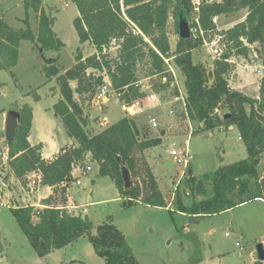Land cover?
Here are the masks:
<instances>
[{"label":"trees","instance_id":"16d2710c","mask_svg":"<svg viewBox=\"0 0 264 264\" xmlns=\"http://www.w3.org/2000/svg\"><path fill=\"white\" fill-rule=\"evenodd\" d=\"M71 2L78 11L73 24L79 42H90L95 52L83 56L80 48L77 49L74 66L57 77L61 97L53 105V110L67 136L75 139L77 145L63 147L52 159L43 158L41 143L32 145L28 141L32 110L25 104L16 109L19 120L15 138L7 142L12 174L21 179L36 170L41 174L42 184L50 186L53 192L61 188L64 191L74 181L73 166H87L85 163L89 159L95 165L97 175L109 177L114 182L124 206L139 201L166 207L168 203L144 153L159 145L161 137L151 136L144 123L127 115L102 130L92 131L88 129L86 107L82 103L95 96L107 77L110 90L120 94L123 104L131 105L143 96L138 83L140 66L144 67L145 77L161 75L164 78L168 71L165 60L170 59L184 79V111L189 121L205 131L235 125L247 154L245 159L204 173L200 178L188 176L186 172L185 190L191 197V204L186 205L182 195L175 192L172 204L176 211L199 218L251 200H263L264 176L258 173L257 166L264 155V73L259 81L258 98L230 87L228 76L234 69L230 61L232 57L248 59L252 51L250 45H264V0H201L197 7L193 0ZM23 7L26 13L32 9L38 15L37 31L31 30L27 17L23 19L24 27H13L0 16V70H10L16 64L22 40L39 44L40 53L58 50L62 44L53 31L54 20L41 8V0H23ZM241 9L247 11L244 19L219 32L224 49L213 61L211 69L192 59V51L202 44L199 34L195 38L192 35L189 39L178 38L175 49H171L167 30L170 17L175 19L176 34L180 14L187 21L194 16L189 27L196 28L198 33L199 29L207 33L216 29L211 21L213 16L229 15ZM112 44L117 47L114 56L106 52ZM254 51L264 56V48L262 52ZM262 62L264 64V57ZM54 63V60L46 62L43 67L47 80L58 73ZM168 80L169 77L165 85ZM71 81L75 82L74 88ZM173 91L172 97L178 95L177 90ZM220 108L227 110L230 116L224 119L227 113L220 114ZM120 161H124L130 171L132 186L129 188L123 185ZM196 197L201 199L196 200ZM43 204L46 207L39 210L38 216H35L32 205L10 207L29 242L42 241L40 255L49 254L87 235L104 264H140L125 248L121 232L111 222L94 226L88 217L70 215L65 209L53 205L51 196ZM93 229L95 234H92ZM254 264H264V261L256 260Z\"/></svg>","mask_w":264,"mask_h":264},{"label":"rangeland","instance_id":"374dc122","mask_svg":"<svg viewBox=\"0 0 264 264\" xmlns=\"http://www.w3.org/2000/svg\"><path fill=\"white\" fill-rule=\"evenodd\" d=\"M41 8L54 20L53 31L62 43L59 49L40 53L37 49L39 44L22 40L18 47L16 64L10 70H0V264H104V259L96 254L87 235L49 254L40 255L42 241L30 243L10 211V207L31 205L30 203L37 200V196L44 195L46 189L42 182L36 183L31 189L28 184L33 183L32 179L29 180L26 176L18 179L12 174L8 165L7 141L4 137L7 112L19 109L25 104L31 107L32 121L28 140L33 144L41 141L44 156L71 144V138L67 136L60 118L53 110V105L61 97L57 77L74 66L78 48L83 56L95 52L90 42H79L73 24L78 11L71 0H41ZM0 16L13 27H24L23 19L27 17L31 30L37 31L38 15L32 9L26 13L23 0H0ZM193 18L194 16L187 21L189 26ZM240 18V15L233 14L223 26L231 24L232 27L240 22ZM221 20L216 19L214 23L216 28H219L216 31L205 33L199 29L198 33L196 28H190L193 38L197 34L202 38V44L196 49L199 52L193 53L194 62L205 59L206 63L212 62L213 65V61L222 54L224 46L219 32L224 30V20ZM175 26V19L170 17L167 30L172 50L175 49L179 38ZM226 26L225 29L230 28ZM250 47L252 51L245 61L252 64L257 60L261 68L263 58L254 50L262 52L264 45L261 47L253 44ZM116 50L117 47L112 44L106 52L114 56ZM233 59L240 61L244 58L237 56ZM52 60L58 67V73L47 80L43 67L46 62ZM165 62L168 64L165 76L166 79L169 77L167 85L161 75L144 80V67L140 66L138 76L143 96L134 103V108L127 110L128 112L121 107L126 104H123L112 90L106 100L94 96L91 100L81 103L84 108L87 106L84 109L85 115L98 118L96 127L99 122L104 123L100 117H106L109 123H113L119 117L127 115L143 123L147 121L144 124L147 126V132L151 131V135L162 136L161 131H165L154 152H146V155L168 205L150 206L138 201L124 206L114 182L109 177L97 175L95 165L91 164L89 159L85 164L92 168L87 174L78 177L80 185L72 182L64 191H61L62 188L58 189L52 193L51 201L58 207L70 205L67 200L70 195L73 198L72 204L79 206L73 210V215L88 217L94 226L103 222L114 224L123 236L125 248L131 251L140 264H254L257 260L256 244L261 242L264 248V199L251 200L199 218L176 211L172 204L175 192L182 195L186 205L191 204V197L185 190L186 174L182 176V165L177 164L170 154L172 148L181 154L187 149L188 167H192L195 178L245 159L247 154L242 141L237 138L235 127L205 131L199 130L197 123L188 120L182 102L175 101L172 97L173 90L180 89L184 92L183 76L170 59ZM232 72L229 73L228 79ZM253 73L256 72L253 70ZM104 80L105 84H110L107 77ZM70 85L74 88L75 82L71 81ZM152 93L155 101H151L149 97L143 99L144 95ZM165 97L167 100H164ZM75 98L78 99L77 95ZM135 105H141L142 116L139 115V110L135 109ZM171 108L174 113L170 112ZM218 112L224 114L227 110L220 108ZM148 117L150 118L147 119ZM141 118L144 120H140ZM151 118L155 119L156 127L151 126ZM104 125L99 124V127ZM89 128H93L92 124ZM257 170L261 176L264 175V155L259 160ZM5 177L7 182L3 183ZM195 199L199 200L201 197ZM92 234H95V229Z\"/></svg>","mask_w":264,"mask_h":264},{"label":"crops","instance_id":"0c3cea01","mask_svg":"<svg viewBox=\"0 0 264 264\" xmlns=\"http://www.w3.org/2000/svg\"><path fill=\"white\" fill-rule=\"evenodd\" d=\"M209 1H212V0H209ZM246 10L245 9H241V10H239V11H237V12H233V13H231V14H229V15H220V16H217V19L218 20H220V19H222V20H224V21H222V22H224V23H222V29H225V26H223L224 24H227L226 23V21H227V19H229V17L230 16H233V14L234 15H236V14H238V15H240L241 16V18H240V21L245 17V15H246ZM224 17V18H221V17ZM226 27H231V24H228ZM216 30H219V28H216L214 31H216ZM194 52H199L198 50H196V51H192V59H193V53ZM195 54V53H194ZM264 57V56H263ZM262 57V58H263ZM233 58H235V57H232L231 59H230V61H231V63L234 65V69H233V72H232V76L230 77V79H228V82H229V85H230V87H232L233 89H236V90H238V91H241V92H243L244 94H246V95H248V96H250V97H254V98H258L259 97V81H260V79H261V77L263 76V69H264V66L263 65H261L262 67L261 68H259L260 67V64H259V61H257V60H255L252 64H250V63H248L247 61H245V59H240V61H235ZM256 58H258V56L256 57ZM244 61V62H243ZM196 62H201V63H204V64H206V66H207V68L208 67H211L212 66V62H210V64L207 62L206 63V61H205V59L204 60H197ZM208 64H209V66H208ZM253 70L256 72V73H253ZM150 77H146L144 80H146V79H149ZM140 81V80H139ZM139 83V82H138ZM184 93V92H183ZM182 93V94H183ZM184 95V94H183ZM146 97H149V99L151 100V101H155V98H154V93H152V94H148V95H145V97L143 98L144 100H145V98ZM77 99V98H76ZM142 99V100H143ZM161 99V98H160ZM87 107V106H86ZM121 107H123V106H121ZM132 107L134 108V103L132 104ZM123 109V108H122ZM135 109H138L139 110V115H141V112H140V110H141V105L140 106H138V107H136V105H135ZM109 111V110H108ZM172 111V108H171V110H170V112ZM173 112V111H172ZM174 113V112H173ZM105 115V114H104ZM143 115V114H142ZM141 115V116H142ZM124 116V115H123ZM93 116H89L88 114H86L85 115V118L87 119V123H88V128L91 126V124H92V126H93V128L92 129H90V130H102L103 128H105L106 126H108V125H110V124H112V123H109V120H108V118H106V117H100V119L102 120V121H104V123L103 122H99V124L100 125H104V124H107V125H104V126H102V127H99V124H98V126L96 127V123H97V120H98V118H92ZM122 117V116H121ZM136 117V116H135ZM150 117H153V116H150ZM150 117H148L147 119H149ZM120 118V117H119ZM118 118V119H119ZM156 118V117H155ZM117 119V120H118ZM140 120H144V119H140ZM189 120V119H188ZM115 122V121H114ZM148 122H149V120H148ZM143 123V122H142ZM144 123H147V121H145ZM232 127H235V129H236V132H237V135H238V139H239V133H238V130H237V127L235 126V125H230L228 128H232ZM228 128H223V127H219V129H222V130H226V129H228ZM151 131H149V134L151 135V133H150ZM161 134H162V136H160V135H151V136H160L161 137V141H162V139H163V134H165V131H161ZM70 138V137H69ZM71 140H72V142H71V144H67L66 146H76L77 145V142L75 141V139H73V138H71ZM29 141V140H28ZM240 141H241V139H240ZM30 142V141H29ZM38 143H41V145H42V148H41V154H42V149H43V144H42V142L40 141V142H38ZM38 143H34V144H38ZM30 144H32V145H34L33 143H31L30 142ZM65 146V145H64ZM64 146H62L58 151H54L51 155H46V156H44L43 154H42V157L43 158H45V159H52L54 156H56L57 155V153L64 147ZM156 147V146H155ZM155 147H153V148H150V149H148V150H146L144 153H145V155H146V152L148 153L149 151L150 152H154V148ZM149 157V156H148ZM146 158H147V155H146ZM148 160V159H147ZM149 163V162H148ZM169 166H171L170 164H169ZM151 167V166H150ZM262 176H264V175H262ZM44 187H45V193H44V195H41V196H37L36 197V199L37 200H35L34 202H32V203H30L32 206H34V208H39V209H42V208H44V207H46V205H44L43 204V201L46 199V198H48L49 196H51L52 195V193H53V190H52V188L50 187V186H47V185H44ZM39 190V189H38ZM38 190L36 191V193L38 192ZM40 190H43V189H40ZM66 195H67V192H66ZM35 197V196H34ZM41 199L43 200L42 202H41ZM67 200L69 201V203L68 204H72L73 203V198H72V196H70V195H68V198H67ZM259 200H262V199H259ZM85 210L83 209V213H85L84 212ZM33 222H37V220L36 219H33Z\"/></svg>","mask_w":264,"mask_h":264},{"label":"built area","instance_id":"2783aa9c","mask_svg":"<svg viewBox=\"0 0 264 264\" xmlns=\"http://www.w3.org/2000/svg\"><path fill=\"white\" fill-rule=\"evenodd\" d=\"M201 0H193V3H194V6L197 7L199 4H200ZM216 19H217V16H213L211 21L212 23H216ZM163 81L166 80V78H162ZM110 91V84H103L98 92L95 94L96 98L97 99H100V100H103V98L106 100L107 99V95ZM116 95L119 97L120 94H117ZM173 99L175 101H181L183 106H184V95L182 94V92L180 91V89H178V95H174L173 96ZM123 108L127 111H129V108H132V106H127V105H123ZM127 111V112H128ZM134 112V111H133ZM150 123H151V126L152 127H156L157 126V123L155 121L154 118H151L150 119ZM239 139H240V136H239ZM170 154L174 157L175 159V162L179 165H182V176H184L187 172V169H188V161H187V149H185L183 151V153H179V151L175 150V149H171L170 150ZM91 166L90 165H87L85 167H81L79 165H74L73 166V170H72V176L74 177V183L76 185H80V180L78 179V177L84 175V174H87V172H89L91 170ZM181 176V177H182ZM26 177L30 180L32 179L33 183H29V187L31 188L33 185H35L36 183L37 184H40L41 183V174L39 173V171H36V170H32L30 171ZM32 189V188H31ZM58 208H61V209H66L67 213L70 214V215H73V210L74 209H77L79 208L78 205H75V204H70V205H65V206H59ZM39 210L40 209H35V216H38L39 214Z\"/></svg>","mask_w":264,"mask_h":264},{"label":"water","instance_id":"95a60500","mask_svg":"<svg viewBox=\"0 0 264 264\" xmlns=\"http://www.w3.org/2000/svg\"><path fill=\"white\" fill-rule=\"evenodd\" d=\"M191 29L188 25L186 18L183 15H179L178 20V37L180 39H189L191 37ZM49 62V61H48ZM264 66V64H263ZM230 116L229 113L223 116L224 119ZM19 113L17 110H9L5 116V128H4V137L7 142H12L15 138V130L18 125ZM121 166V175L123 179V185L125 188H129L132 186L130 171L124 161H120ZM187 175L192 176L193 170L192 167L189 166L187 169ZM7 182V177L3 179V183ZM257 260L264 261V248L261 242H258L255 246Z\"/></svg>","mask_w":264,"mask_h":264}]
</instances>
